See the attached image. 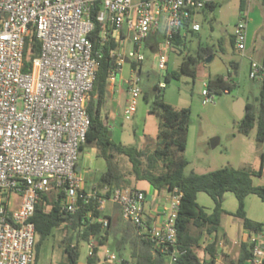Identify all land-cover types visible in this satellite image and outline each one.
Masks as SVG:
<instances>
[{
    "label": "built area",
    "instance_id": "1",
    "mask_svg": "<svg viewBox=\"0 0 264 264\" xmlns=\"http://www.w3.org/2000/svg\"><path fill=\"white\" fill-rule=\"evenodd\" d=\"M225 0H0V264H34L35 226L31 218L35 206L45 194L59 195L60 211L74 214L80 203L93 204L103 214L107 203L116 205L125 223L141 239L176 262V220L181 201L177 189L171 192L164 218L149 225L144 218L145 195L142 191L121 187L109 197L95 186L86 189L77 171L78 153L85 144L90 119L86 106L94 87L102 50H93L89 38L94 30L91 9L99 2L96 21L100 45L107 34L127 26L132 49L127 54L118 48L109 50L113 61L110 79L121 71L125 60L140 63L146 40L163 26L165 49L183 26L199 31L194 20L206 3ZM248 9L239 12L233 31L235 47L245 57ZM110 27V28H109ZM112 29V30H111ZM34 36L40 42L39 56L31 61L30 72L23 73L24 46ZM167 57L161 52L158 68L164 70ZM251 79L264 76L262 63L251 61ZM129 82L125 119L136 111L141 95ZM165 84L160 83V89ZM227 93V92H225ZM203 103L212 101L207 89ZM88 224L97 220L86 213ZM102 228L108 219H99ZM81 223H84L81 221ZM87 258L95 256L97 242L87 238ZM252 256L246 264H264V232L249 239ZM107 262L118 264L114 253L105 252Z\"/></svg>",
    "mask_w": 264,
    "mask_h": 264
},
{
    "label": "trees",
    "instance_id": "2",
    "mask_svg": "<svg viewBox=\"0 0 264 264\" xmlns=\"http://www.w3.org/2000/svg\"><path fill=\"white\" fill-rule=\"evenodd\" d=\"M262 3L264 4V0ZM246 4L247 0H239V12L245 10ZM216 6L217 3L209 2L204 5L201 11H212ZM98 10L99 2L91 9V19L95 27L89 38L94 51L102 50V58L86 106L90 125L85 144L80 148L81 150L85 145L94 146L97 156L105 162V171L101 174L95 187L104 197H109L115 189L131 187V179L134 182L145 181L156 192L167 190L171 193L177 189L181 194L176 220L177 250L180 255L173 264H212L213 261L201 263L194 254L192 246L198 243L201 234H214L213 242L207 245L206 249L209 254L216 250L220 237L219 227L222 218L227 215V212L222 208V198L225 193L230 192L237 199L238 209L234 215L242 220L244 229L253 233L264 232V223L249 220L244 211L245 198L251 194L256 195L264 202V186H255L252 183L253 176L261 175L262 167L257 171L222 167L205 174L191 172L185 175L184 169L188 165V161L184 156V151L190 125V110L188 108L175 109L158 96L153 107L149 110L150 114L159 118L154 148L142 150L115 143L108 136L110 130L101 118V111L105 103L108 79L113 70V61L109 57V50L117 48L118 45L110 34H107L108 42L104 46L100 45V28L96 21ZM182 32L184 33L182 34ZM193 32L195 31L187 30V27L183 26L173 36L171 47L174 45L185 47L187 33L192 34ZM39 53L40 42L34 36L29 37L24 46L23 73L30 72L31 61L38 57ZM210 54L209 47L199 46L194 55L187 53L184 56L178 72L166 74L165 79L167 81L178 79L181 74L195 78L197 64L205 62ZM140 63L131 62L130 64L133 70H136ZM261 63L264 66V46ZM232 66L234 69L237 68L235 63ZM206 89L210 96L219 95L232 91L233 85L223 76L216 75L207 79ZM253 127L256 129V141L264 144V76L262 77L258 108L256 110L252 104L246 103L245 114L240 120L239 130L242 134H247ZM118 158H124L128 162L130 168L128 175L120 170ZM262 164L263 155H261V166ZM199 192L207 194L213 200L214 209L210 214H207L197 204L196 195ZM58 198L59 195L55 192L45 194L35 206L31 218L37 238L34 264L42 241L62 224H65L72 233H76L77 240L87 241L88 236L92 234L97 245L104 246L111 239L112 250L119 260L118 264H167V257L156 252L149 242L141 239L136 229L129 223H125L121 217L116 222L110 217L107 218L108 226L102 228L99 219L103 214L96 210L93 204L80 203L74 214L64 215L60 211ZM89 211H92L93 217L97 220L93 224H88V219L85 218ZM191 228L197 230L198 234L193 235ZM72 241L73 237L67 234L63 241L65 255L63 264H78L79 253L77 246H72ZM251 250L252 244H241L239 257L234 264H246L251 259ZM92 260L93 257L89 258L88 262L92 263Z\"/></svg>",
    "mask_w": 264,
    "mask_h": 264
},
{
    "label": "rangeland",
    "instance_id": "3",
    "mask_svg": "<svg viewBox=\"0 0 264 264\" xmlns=\"http://www.w3.org/2000/svg\"><path fill=\"white\" fill-rule=\"evenodd\" d=\"M137 1L133 0V3ZM249 3V9L248 0L245 8L249 11L248 19L253 16L254 8L256 12L264 11L262 0H250ZM194 20L200 25V29L192 34L187 33L185 47L174 45L165 49L162 27L149 38L156 44L155 49L151 50L144 45L142 49L144 60L136 70L131 67V62L122 65L121 71L115 75V85L121 90L113 95L106 92V102L102 107L101 118L108 119L112 127L109 132L112 133L111 138L115 143L126 147L152 150L156 143L159 118L150 114L149 110L158 96L175 109L188 108L190 110V125L184 151V156L189 158L190 166L185 172L205 174L222 167L254 170L264 144L256 141L255 127L247 134L240 132V120L233 112V105L237 99H242L245 103L252 104L256 110L258 108L262 78L251 79L249 74L251 61L257 63L262 61L260 47L262 41L256 33L252 40H255L256 44L251 41L250 28L252 25L250 24L247 31L248 49L244 52L245 57L236 49L232 34L239 21V0L217 2L214 10L199 11ZM199 46L211 49L209 57L212 60L209 63H203L205 69L200 67L195 78L181 74L178 79L167 81L166 74L178 72L184 56L187 53L194 55ZM117 48L121 53L127 54L132 49L131 35L124 44ZM161 52L167 57L164 70L158 68V58ZM234 63L237 65L236 69L232 66ZM138 70L139 77H137ZM202 70L209 72L210 77L223 76L233 85L232 91L219 95L213 94L212 101L204 104L202 91L206 90L207 79ZM130 71L136 77L135 86L140 89L141 95L137 100L136 111L129 119H125L124 110L128 105L127 90L130 86L125 81H129ZM120 75L123 81L119 80ZM160 83L165 84V87L158 90ZM110 111L113 114L108 117V113H112ZM213 138L218 139V144L211 148L210 140ZM93 149L96 150L92 145H85L84 149L78 153L79 162L77 163L82 164L84 160L91 161L92 164L87 166L89 169L87 176L90 174L91 179L98 183L101 174L105 171V163L97 156V152L96 157L91 155ZM118 161L120 170L128 175L130 168L126 159L118 158ZM136 187L147 190L148 184L140 181L136 182ZM67 234L73 237L72 246H77L79 262L84 263L87 255V242L77 240L76 233H72L65 224H62L42 241L35 264H63L65 260L63 241ZM109 248L111 250L108 252H112V240L109 242Z\"/></svg>",
    "mask_w": 264,
    "mask_h": 264
},
{
    "label": "crops",
    "instance_id": "4",
    "mask_svg": "<svg viewBox=\"0 0 264 264\" xmlns=\"http://www.w3.org/2000/svg\"><path fill=\"white\" fill-rule=\"evenodd\" d=\"M249 1L250 0H248V4H247L248 9H249V5H250ZM249 18L250 19H248L247 31L249 29V25L251 24L252 25V27L250 28V33L252 34L251 41L254 39L255 33H256V35H259L260 40L262 41V44H260L261 52H262L263 45H264V38H262V37H264V34H263L264 33V11L263 12H260V11L256 12V9L254 8L253 16L249 17ZM162 27L163 26H161V28ZM162 29L164 30V28H162ZM111 37L114 38V41L116 42V44L118 46H120L121 44H124L125 41L127 40V26H126V24H123L122 28L117 32L112 30ZM247 37H248V35H247ZM149 38H148L147 42L145 43V45H147L149 47V49L154 50L156 47V44L154 43V41H150ZM252 42L256 44L255 40ZM247 49H248V45L246 42V50ZM203 63L204 62L197 64L196 74L198 73V69L200 67L205 69ZM203 72H204L203 75L206 77V79H208L210 77L209 72L208 73H206L205 71H203ZM196 74H195V76H196ZM128 75H129V78H128L129 81L128 82L125 81V83H127L129 85V82L131 81V79L134 76L131 74V71L128 73ZM137 77H139V73H137ZM119 80L123 81V78L121 75L119 77ZM120 90H121L120 87L117 88L115 85V78L113 80H111L109 78L108 83H107L106 92L108 91L110 93V95H113V94H115V92H117V93L120 92ZM127 94H128V90H127ZM105 96H106V94H105ZM128 98H129V94H128ZM128 98H127V101H128ZM105 102H106V97H105ZM110 112H112V111H110ZM112 114H113V112L111 114L108 113V115H109L108 117H111ZM102 120L106 124V126L109 130L112 129V127L108 123V119H102ZM111 136H112V133H111ZM83 149H84V146L81 150H83ZM91 155L96 157V150L95 149L92 150ZM261 155H263L262 166H261ZM185 158L188 161V165L186 166V168H188L190 166V161H189L188 156L185 155ZM89 164H92V163H91V161H88V160H84L82 164L77 163V171H78L79 175L81 176L86 189H89L91 186L97 185V183L91 179L90 174L87 176V174L89 172L88 171L89 169L87 166ZM255 165H257V167L253 171H257L260 167H262L261 168V175L260 176H253L252 177V183L255 186H264V146H263V150L260 154V159H258V161L255 163ZM186 168L184 169V174L188 175L189 173L185 172V170H187ZM131 181H132L131 187H134V188L144 192V195H145V205H144L145 221L149 225L159 224L161 222V220H163V218H164V209L168 206L169 199H170L172 194L170 192H168L167 190L156 192L150 186H148L147 190L139 189L136 187V182H134L133 179H131ZM196 202L200 207L203 208V210L207 214H210L214 209L213 200L207 194H205L203 192L197 193ZM222 208L227 212V215H225L222 218L221 225L219 227L220 237H219L218 244L216 246V250L212 254H209L207 249H206L207 245H209L210 243L213 242L214 237H215L214 234H211V235L201 234L199 237L198 243L194 244L192 246V250H193L194 254L196 255L197 259L201 263L203 261H206V262L207 261H213L212 264H234V262H236V260L239 257V251H240L241 244L249 243L250 237H252L254 234L252 231L244 229L242 220L234 215V213L238 209V201L232 193L227 192L223 195ZM244 211H245L246 217L249 220H251L253 222H257V223H264V202H262L256 195L251 194L245 198ZM103 216L106 218L110 217L116 222L121 217L120 209L116 205H113L111 203H107L105 205L104 210H103ZM191 233L193 235L198 234L197 230H195L193 228H191ZM110 241H111V239H109L107 241L106 245H104V246H98L97 245V248L95 251V256L93 257L92 263L88 262L89 258H87V255H86L85 262L81 263L78 261V264H115V263L107 262L105 259V252L111 250L109 248V242ZM111 253H114L113 250Z\"/></svg>",
    "mask_w": 264,
    "mask_h": 264
},
{
    "label": "water",
    "instance_id": "5",
    "mask_svg": "<svg viewBox=\"0 0 264 264\" xmlns=\"http://www.w3.org/2000/svg\"><path fill=\"white\" fill-rule=\"evenodd\" d=\"M223 32V30H222ZM264 38V37H263ZM211 57H208L205 59V63H209L211 61ZM125 63H130L129 60H125ZM245 108H246V103L242 99H237V101L233 105V112L236 115V117L241 120L244 117L245 114ZM108 136H111V132H108ZM218 144V139L213 138L210 140V146L211 148L216 147Z\"/></svg>",
    "mask_w": 264,
    "mask_h": 264
}]
</instances>
